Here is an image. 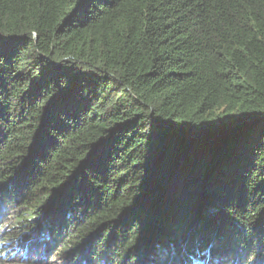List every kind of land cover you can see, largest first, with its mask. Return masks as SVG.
I'll use <instances>...</instances> for the list:
<instances>
[{"label": "trees", "instance_id": "16d2710c", "mask_svg": "<svg viewBox=\"0 0 264 264\" xmlns=\"http://www.w3.org/2000/svg\"><path fill=\"white\" fill-rule=\"evenodd\" d=\"M0 185V264H264V0H0Z\"/></svg>", "mask_w": 264, "mask_h": 264}, {"label": "water", "instance_id": "95a60500", "mask_svg": "<svg viewBox=\"0 0 264 264\" xmlns=\"http://www.w3.org/2000/svg\"><path fill=\"white\" fill-rule=\"evenodd\" d=\"M225 135V132L222 133V134H216L211 140H209L210 142L214 141L215 139L219 138L220 136H224Z\"/></svg>", "mask_w": 264, "mask_h": 264}, {"label": "snow or ice", "instance_id": "6c2138e0", "mask_svg": "<svg viewBox=\"0 0 264 264\" xmlns=\"http://www.w3.org/2000/svg\"><path fill=\"white\" fill-rule=\"evenodd\" d=\"M0 187H2V185H0Z\"/></svg>", "mask_w": 264, "mask_h": 264}]
</instances>
